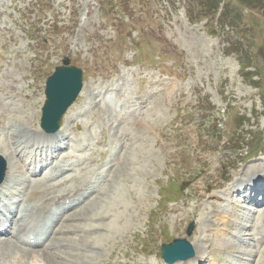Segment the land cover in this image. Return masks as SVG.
Wrapping results in <instances>:
<instances>
[{
    "label": "rangeland",
    "instance_id": "1",
    "mask_svg": "<svg viewBox=\"0 0 264 264\" xmlns=\"http://www.w3.org/2000/svg\"><path fill=\"white\" fill-rule=\"evenodd\" d=\"M243 1L0 0V154L13 148L7 135L42 131L45 84L70 59L84 89L61 145L96 160L80 154V169L45 184L51 169L16 163L13 152L10 203L51 205L82 184L98 191L53 224L36 259L1 238L0 264H165L161 245L181 239H201L206 264H264L252 238L264 232V206L243 187L228 194L264 166V0ZM211 182L224 188L205 189Z\"/></svg>",
    "mask_w": 264,
    "mask_h": 264
},
{
    "label": "bare ground",
    "instance_id": "2",
    "mask_svg": "<svg viewBox=\"0 0 264 264\" xmlns=\"http://www.w3.org/2000/svg\"><path fill=\"white\" fill-rule=\"evenodd\" d=\"M70 121H71V118L65 123V125L68 124V123H70ZM64 122H65V119H64ZM63 125H64V123H63ZM64 126H63V129H64ZM4 127L5 128H8V126L6 124H5ZM62 130L59 131L58 133L54 134V135H48V134L42 132L41 130L38 131V133H34L33 131H30L29 129H28V132L25 130V132L28 133V136L30 134L33 138H35L37 140H42L44 138V140H42V141H36L34 139L30 141L29 140V137H27L26 139H23V140H19V138L21 137L19 135V132H17L16 134L15 133L9 134V135H7V137L9 139H11L13 148H11V146H9V152H8V154L7 155L6 154H3V155L1 154V155L7 161L8 158H6V157H9L10 155H12L13 152H14V154L17 153V158H18L16 160V163H17V161H20L23 158V156L25 155V153H27V152L28 153H33L34 150H35L34 147H37L39 149V147L41 146L42 147V150H43L44 149V146H42V144H45L44 142H48L47 144H50V146H53L54 143H56V142H58V143L59 142H62V140L64 138L66 140L65 135L62 134ZM16 136H17V138H16L17 143L16 144L24 143V147H21L19 149L16 146V144L14 143V139H15ZM74 138L82 142V140L81 139H78L76 136H74ZM27 140L29 141V143L27 142ZM32 143L34 145L31 146ZM2 149L3 148H1L0 153L2 152ZM38 149L35 150L36 153H37ZM24 151H25V153H24ZM69 156H71V155H69ZM39 158H40V156L37 153V155L35 156V159H39ZM8 160H10V159H8ZM33 161L31 159L30 164L35 165V162H33ZM7 164H8V161H7ZM45 164H47V159H41V161L39 163L37 162V165H45ZM257 166H260L262 169H264V166L263 165H256L255 167H257ZM255 167H252V168H250L249 171H246L245 172V176L242 178V180L246 179V180L243 181L244 183H247V182L256 183V182L260 181L261 174H263L264 172L261 173V174H257L256 172L251 171ZM8 170H9V165H8ZM14 172H15V169L13 170V172H11V167H10V173H8V171H7L6 177H5V181H4V183L2 185H0V194H2L5 190L6 191L7 190H11L10 193H9V195L10 196L11 195H15L16 192H15L13 186H12V184L14 185V178H12V175L14 174ZM19 172H23V171L21 169H19L18 170V173ZM15 174H16V172H15ZM261 182H263V181H260V183ZM212 184H213V182H211L208 185H205L206 186L205 189L210 190L212 186L215 187V188L220 187V189L221 188H224V186L221 185V184L220 185H218V184L217 185H212ZM55 188H56V186H52L50 189L48 188L46 192L48 194H52V192H53V190ZM83 188L84 187H82V186H78L76 188L71 189L68 194H64L62 196H58L59 198L54 199L53 205H57V209L56 210H50L48 208L49 205H47L46 202H42L40 204L37 203L38 205L35 204L34 205V210L29 215H27V214L22 215V216L18 217V219L16 218V213L11 212L10 213V217H7L3 222H0V234L2 232L1 229L6 224H8L9 222H13L11 224V228L13 229L12 230V235L14 236L15 242L17 244L21 245L22 247L23 246L28 247L26 245V240L29 239L30 236H35V235L38 237V242L39 243H43V240L45 238V234H46V232H48V231L51 230L52 224L55 221L62 220V218L65 216L64 212L65 213H68V211L71 209L72 203L81 202L82 200L75 201V202L70 201V203H69V204H71L70 207L65 206L64 208H63V203L66 202V201L71 200L74 197L76 198L77 196H79L78 193H80V192H82V191L85 190V188L84 189ZM239 188H240L239 184L234 185L231 189L228 190V194L229 195H232L233 193H238L239 192ZM92 193H94V192H92ZM213 198H215V200H219L220 199L219 196L216 195V192H214L213 196H210V199H213ZM43 199H46V198H43ZM214 203H216V201H214ZM232 204L235 205V203H232ZM214 207L215 208H212V209H214L215 213H218L219 211L216 210L218 208V204L216 203V206L214 205ZM58 209H62L61 212H58ZM249 209H251V208H249ZM75 213H77V212H75ZM219 213L221 215L223 213L222 216L226 217V218L223 217V221L222 222H224L226 226L230 225L231 222H230V220L227 217L226 211L223 210L222 212H219ZM12 214H13V216H12ZM70 217L71 216H69V218ZM36 220H38L40 222V225H35L34 224V221H36ZM209 223H213V221L212 220H209ZM248 225H249V219L247 218L246 221L241 225V227L243 229H248ZM75 227H77V226H75ZM70 229H73V227H70ZM104 229H105L104 227L96 228L95 229V231H96L95 233H98L97 231L103 232V233H108V230L106 231ZM218 232H219V235L220 236H223V233L219 229H218ZM259 235H260V238L258 239V245H257V247H259V250H261L264 247V234L261 233ZM8 236H10V235H8ZM220 236H218V237H220ZM243 236H244V234H241L239 236V238L242 239ZM59 241L60 240L58 239L57 242L56 243H53L51 247H54L55 246V248H56L60 244ZM61 241H63V244H64V241L65 240H61ZM200 241H201V239H198L196 243L193 242L194 243V246L192 245L194 251L196 252L195 258L192 259V260H190V261H187L185 263H178V264H204V263H206L208 261L207 260V257H206V252L204 251V247L202 246L203 244L200 243ZM203 241L204 240H202V242ZM230 242H232V241H230ZM261 251H264V249L261 250ZM257 252L258 251H255V253H257ZM34 253L36 254L37 252H34ZM52 253L55 254L57 252H52ZM243 253H247L248 256L252 257L250 252L244 251ZM35 254H34V256H36ZM91 264H93V263H91Z\"/></svg>",
    "mask_w": 264,
    "mask_h": 264
},
{
    "label": "water",
    "instance_id": "3",
    "mask_svg": "<svg viewBox=\"0 0 264 264\" xmlns=\"http://www.w3.org/2000/svg\"><path fill=\"white\" fill-rule=\"evenodd\" d=\"M70 61L66 60L64 66L56 69L49 78L46 87V104L43 108L42 128L47 133H56L60 128V122L64 114L75 102L82 91V71L69 67ZM3 166L0 164V181L2 179ZM194 225L188 230L192 234ZM161 256L169 264L182 259L194 257L191 246L186 241H174L161 247Z\"/></svg>",
    "mask_w": 264,
    "mask_h": 264
},
{
    "label": "trees",
    "instance_id": "4",
    "mask_svg": "<svg viewBox=\"0 0 264 264\" xmlns=\"http://www.w3.org/2000/svg\"><path fill=\"white\" fill-rule=\"evenodd\" d=\"M241 1H243V0H241ZM243 2H249V0H245V1H243Z\"/></svg>",
    "mask_w": 264,
    "mask_h": 264
}]
</instances>
